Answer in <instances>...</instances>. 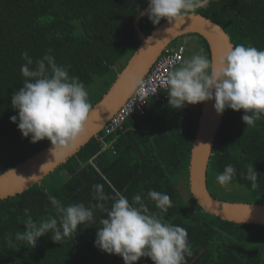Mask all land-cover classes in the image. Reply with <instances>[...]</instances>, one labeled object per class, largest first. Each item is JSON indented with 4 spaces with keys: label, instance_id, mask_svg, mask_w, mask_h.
<instances>
[{
    "label": "trees",
    "instance_id": "obj_1",
    "mask_svg": "<svg viewBox=\"0 0 264 264\" xmlns=\"http://www.w3.org/2000/svg\"><path fill=\"white\" fill-rule=\"evenodd\" d=\"M147 6V0H0V140L21 136L10 117L18 115L11 98L23 84V52L34 61L51 54L86 88L97 87L95 94L88 91L93 107L138 48L133 23ZM195 14L221 27L233 46L264 50V0H210ZM164 21L153 25L145 15L138 27L147 37ZM187 36L198 37L204 56L210 59L206 41ZM199 113L187 105L173 109L168 100H152L143 115L133 114L115 134L108 136L101 130L39 184L0 201V264H124L119 256L94 247L105 217L99 209H94L92 221L59 243L53 242L50 233L34 247L16 239L29 216L39 222L54 215L48 195L65 206L83 203L89 207L97 203L96 184H102L109 195L112 185L129 200L134 194L146 197L149 190L168 194L172 206L163 217L187 230L191 255L186 256V264H264V226L223 221L202 210L189 193L188 168ZM243 114L224 112L207 167V190L213 198L226 201L216 197L211 186L231 164L236 175L230 184L245 189L248 200L228 202L264 205V118L249 127L242 122ZM105 143L109 147L103 150ZM49 144L42 141L28 156L8 162L0 174ZM249 164L258 174L255 190L245 178ZM182 182L189 197L184 200L177 188ZM146 203L151 212H159L153 202ZM136 264L152 261L142 258Z\"/></svg>",
    "mask_w": 264,
    "mask_h": 264
},
{
    "label": "clouds",
    "instance_id": "obj_2",
    "mask_svg": "<svg viewBox=\"0 0 264 264\" xmlns=\"http://www.w3.org/2000/svg\"><path fill=\"white\" fill-rule=\"evenodd\" d=\"M147 3L148 8L141 16L147 15L153 25L166 20L171 25L168 32L197 10L206 8L210 0H147ZM22 58L23 84L11 98L18 115L10 117V122L17 124L23 138L30 137V143L47 140L54 160L61 159L75 149L85 133L92 115L89 92L78 77L69 74L68 66L58 64L51 54L34 61L23 52ZM163 90L173 109L214 101L217 115L226 109L242 111V122L254 127L264 118V50L229 44L214 60L194 53L167 73ZM235 175V167L229 164L215 179L227 188ZM245 178L253 190L259 187L253 164L247 166ZM109 187L111 195L105 193L102 184L93 185L97 203L89 207L83 203L65 206L48 195L54 215L39 222L29 216L25 230L17 232L16 239L34 247L40 237L50 233L53 242L59 243L77 232L80 225L92 221L94 209H99L105 217L100 220L94 247L101 252L119 256L124 264H136L142 258L150 259L152 264H186V256L191 255L187 230L163 217L172 206L171 197L149 190L146 197L134 194L129 200L114 186ZM146 200L153 202L159 212H151Z\"/></svg>",
    "mask_w": 264,
    "mask_h": 264
},
{
    "label": "water",
    "instance_id": "obj_3",
    "mask_svg": "<svg viewBox=\"0 0 264 264\" xmlns=\"http://www.w3.org/2000/svg\"><path fill=\"white\" fill-rule=\"evenodd\" d=\"M144 16L137 15L133 23L140 40L138 48L107 92L93 105L90 121L86 125L83 137L77 141L75 149L65 157L54 160L49 152L51 147L49 144L6 169L0 174V201L39 184L44 177L75 155L90 139L97 138L106 123L133 94L139 82L167 46L182 37L194 34L206 41L210 60H214L231 44L221 27L198 14H191L183 22L175 24L168 32L167 29L171 25L165 20L145 37L138 27V22ZM213 105L214 101H207L202 103L200 108L188 168L189 193L202 210L223 221L264 226V205L221 201L213 198L207 190V167L225 112L217 115Z\"/></svg>",
    "mask_w": 264,
    "mask_h": 264
},
{
    "label": "built area",
    "instance_id": "obj_4",
    "mask_svg": "<svg viewBox=\"0 0 264 264\" xmlns=\"http://www.w3.org/2000/svg\"><path fill=\"white\" fill-rule=\"evenodd\" d=\"M185 54L186 47L180 43L171 44L161 52L148 73L139 82L133 94L104 126L103 129L106 135L115 134L122 129L123 123L133 114L143 115L152 100H168L167 92L163 90L165 78L174 66L178 67L180 65ZM108 147L109 144L105 143L102 149L106 150Z\"/></svg>",
    "mask_w": 264,
    "mask_h": 264
},
{
    "label": "rangeland",
    "instance_id": "obj_5",
    "mask_svg": "<svg viewBox=\"0 0 264 264\" xmlns=\"http://www.w3.org/2000/svg\"><path fill=\"white\" fill-rule=\"evenodd\" d=\"M181 39L174 42V44H178ZM96 82L101 84V79H96ZM88 91L92 90V92L95 94L99 90L97 87H94L92 89L86 88ZM42 144V141L38 143H30V137L29 138H23L22 136H19L14 139H3L0 140V171L4 168V166L12 161L16 162L20 158L28 156L31 151L35 150ZM180 180V178H179ZM184 182L179 184V187L177 186L181 197L184 199H188V191L186 189V185H184ZM180 188V189H179ZM181 190V191H180ZM211 192L218 198L226 200V201H247L248 200V192L243 189L242 187L235 185V184H229L227 188L219 185L218 183H214L211 186ZM186 197V198H185Z\"/></svg>",
    "mask_w": 264,
    "mask_h": 264
},
{
    "label": "crops",
    "instance_id": "obj_6",
    "mask_svg": "<svg viewBox=\"0 0 264 264\" xmlns=\"http://www.w3.org/2000/svg\"><path fill=\"white\" fill-rule=\"evenodd\" d=\"M182 41H180V44H183L186 47V54L184 56V59L190 57L194 53H198L202 56H204L203 49L201 47L200 39L196 36H185L181 38ZM171 45V44H170ZM175 45V44H174ZM202 103L196 104V105H187L190 107L193 111L197 112L200 111Z\"/></svg>",
    "mask_w": 264,
    "mask_h": 264
},
{
    "label": "bare ground",
    "instance_id": "obj_7",
    "mask_svg": "<svg viewBox=\"0 0 264 264\" xmlns=\"http://www.w3.org/2000/svg\"><path fill=\"white\" fill-rule=\"evenodd\" d=\"M209 192V191H208ZM212 196V195H211Z\"/></svg>",
    "mask_w": 264,
    "mask_h": 264
}]
</instances>
